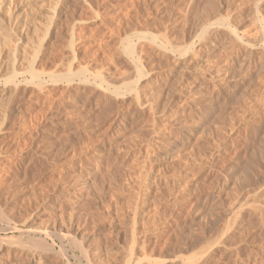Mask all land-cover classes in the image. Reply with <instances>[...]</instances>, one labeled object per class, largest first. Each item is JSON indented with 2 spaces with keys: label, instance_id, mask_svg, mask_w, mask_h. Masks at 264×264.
I'll list each match as a JSON object with an SVG mask.
<instances>
[{
  "label": "rangeland",
  "instance_id": "374dc122",
  "mask_svg": "<svg viewBox=\"0 0 264 264\" xmlns=\"http://www.w3.org/2000/svg\"><path fill=\"white\" fill-rule=\"evenodd\" d=\"M12 4L0 264H264V0Z\"/></svg>",
  "mask_w": 264,
  "mask_h": 264
},
{
  "label": "bare ground",
  "instance_id": "6f19581e",
  "mask_svg": "<svg viewBox=\"0 0 264 264\" xmlns=\"http://www.w3.org/2000/svg\"><path fill=\"white\" fill-rule=\"evenodd\" d=\"M13 1H14V0H0V12H1V10H4V9H6V8H7L6 10H8L9 8H11V7H9V6H12V5L15 3V2H14V3L12 4ZM15 1H16V0H15ZM20 2H21V1H20ZM13 8H14V7H13ZM13 8H12V9H13ZM6 10H5V11H6ZM6 12H7V11H6ZM8 12H9V11H8ZM10 12H11V10H10ZM1 16L3 17L4 15H1V13H0V18H1ZM1 20H2V19H0V23H1L2 21H4V19H3L2 21H1ZM4 23H5V22H4ZM0 27H2V23H1V26H0ZM5 28H7L6 25H5ZM3 29H4V28H3ZM6 30H8V29H6ZM6 30H5V31H6ZM7 32H8V31H7ZM11 47H12V46H11ZM130 49H131V48H130ZM129 52H130V51H129ZM137 63H138V62H137ZM137 66H138V65H137ZM0 207H1V206H0ZM0 209H1V208H0ZM1 212H2V211H1ZM1 212H0V213H1ZM1 214H2V213H1ZM4 227H5V226H4ZM13 227H14V226H13ZM14 229H15V228H14ZM11 230H12V229H11ZM0 231H1V230H0ZM6 231H7V230H6ZM13 231H14V230H13ZM0 237H1V235H0ZM22 237H23V236H22ZM1 238H2V237H1ZM1 238H0V240H1ZM61 238H62V235H61ZM2 240H3V238H2ZM2 240H1V241H2ZM41 246H42V245H41ZM43 246H44V245H43ZM43 246H42V247H43ZM28 247H29V246H28ZM32 247H33V246H32ZM63 248H64V247H63ZM69 248H70V247H69ZM50 249H51V248H50ZM60 250H61V249H60ZM60 250H59V251H60ZM62 250H63V249H62ZM65 251H66V250H65ZM61 252H62V251H60V254H59V255H61ZM84 252H85V251L83 250V254H84ZM63 254H64V253H63ZM61 256H62V255H61ZM78 256H79V255H78ZM86 257H87V256H86ZM86 257H85V258H86ZM130 259H131V258H130ZM132 263H133V262H132ZM133 264H139L138 259H136V260L134 261Z\"/></svg>",
  "mask_w": 264,
  "mask_h": 264
}]
</instances>
